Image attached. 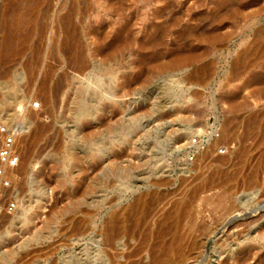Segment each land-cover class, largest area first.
Returning <instances> with one entry per match:
<instances>
[{
    "label": "rangeland",
    "instance_id": "obj_1",
    "mask_svg": "<svg viewBox=\"0 0 264 264\" xmlns=\"http://www.w3.org/2000/svg\"><path fill=\"white\" fill-rule=\"evenodd\" d=\"M57 1L17 9L19 36L0 52V128H19L0 188V264L239 262L252 249L240 251L237 231L264 232V208L248 216L264 206V0H65L57 16L72 9L73 38L55 32ZM219 126L225 136H210ZM209 137L220 143L205 157ZM139 197L149 208L131 214ZM172 203L179 217L160 224ZM232 204L244 212L218 233ZM208 240L233 253L205 258ZM262 259L264 248L244 264Z\"/></svg>",
    "mask_w": 264,
    "mask_h": 264
},
{
    "label": "bare ground",
    "instance_id": "obj_2",
    "mask_svg": "<svg viewBox=\"0 0 264 264\" xmlns=\"http://www.w3.org/2000/svg\"><path fill=\"white\" fill-rule=\"evenodd\" d=\"M16 1V0H14ZM20 3L18 4V7L15 6V5H9V3L7 4V7H9V9L7 10V8L4 6L5 5V2L3 3L1 9H0V22H5V27L3 28L2 32L0 33V52H10L12 50V47L14 45V42L16 40V37L19 36L17 35V33L19 34V31L21 29V23L22 21H18V22H15V21H12V17H13V14L16 13V11H18L17 9H20L21 7H29L31 11H33L34 13L35 12H39L40 9V2L41 0H18ZM83 2V1H82ZM57 3L59 4L58 5V11L56 12L55 14V19L57 18V22L56 23V26L54 27L55 29V32L57 35H67L68 37H71L73 38L74 37V26L72 25L71 23V12H72V9L70 10V13H67L63 16H60L58 17L57 14H59V12H61L64 8V5H65V0H58ZM56 3V4H57ZM81 3V2H80ZM16 4V5H17ZM82 4V3H81ZM20 5V6H19ZM51 5H50V1L47 3L46 5V8H45V11H43V14L46 15L50 9ZM56 7V6H55ZM22 13V12H21ZM24 15V12L22 13ZM175 15V14H174ZM84 16V15H83ZM162 18V17H161ZM21 19V18H20ZM23 19V18H22ZM21 19V20H22ZM35 19V18H34ZM42 19V18H41ZM84 19V18H82ZM51 21V20H50ZM40 22V21H39ZM42 24V23H41ZM51 24V23H50ZM168 24V23H167ZM50 27V25H49ZM201 27V26H200ZM203 27V26H202ZM29 31V29H27ZM49 30V29H48ZM201 30V29H199ZM40 31V30H39ZM165 30H161L159 32V34L157 35V37L155 36L154 41H160L162 39V36L163 34H165L164 32ZM42 32V31H41ZM40 32V33H41ZM173 35V34H172ZM23 40V39H22ZM21 40V41H22ZM21 43V42H20ZM186 43V42H185ZM18 46V45H17ZM72 46V45H71ZM39 48V47H38ZM70 49V48H69ZM63 53V52H62ZM5 54V53H4ZM3 54V55H4ZM68 56L72 57V58H77V59H80V56H81V53L79 52V50L77 49V47H73L69 52H68ZM62 57V56H61ZM197 57V56H196ZM4 58V57H3ZM2 59V58H1ZM4 61V59H3ZM68 61V60H67ZM69 64V62H68ZM69 66V65H68ZM27 67V66H26ZM70 68V67H69ZM75 69V68H74ZM4 72V71H3ZM46 72V71H45ZM2 73V72H1ZM195 74V73H194ZM60 89V88H59ZM58 91V90H57ZM44 95V99L47 100V95L45 93H43ZM93 125V124H92ZM258 125V120L254 117H251L248 119L247 121V127L248 129H252L254 128L255 126ZM47 127V126H46ZM46 129V128H44ZM218 133V137L220 136V138L222 139V137L225 136V130L222 129L220 126L218 128H216L215 130L211 129V132L209 133L210 136H213L214 133ZM246 137V136H245ZM212 138V137H211ZM220 140V139H219ZM219 140H213L211 141L210 137L204 142V144L202 145L203 146V150L201 152L202 156H210V154L213 152V151H216L219 147V143L220 141ZM92 140L90 138L88 139H85L84 143L86 144H91ZM188 145L191 147V150L192 152H194L196 150L195 147H192L191 146V142H188ZM193 149V150H192ZM26 153V152H25ZM94 157H95V154H92ZM97 155V154H96ZM217 159V160H216ZM216 160V163L217 164H221L223 161H224V158H215ZM214 161V160H213ZM186 165V171L189 172L190 169V165L188 163L184 164V166ZM60 166V163L55 161L54 163V172L59 168ZM189 167V169H187ZM57 180L59 182V184L61 186H64V184L67 182V176L65 177H57ZM159 187V186H158ZM151 188V187H150ZM93 187H89V190H92ZM179 192V191H178ZM260 197V196H259ZM172 202V201H171ZM234 203V202H233ZM149 203L147 202H144V200L142 199V197H139L138 199L135 200V202L129 206V212L131 214H135L137 215L138 213H143V212H146L149 208ZM235 204V203H234ZM152 205V204H151ZM187 205V204H186ZM176 204H173L171 205V208L166 211L163 215H161V220H160V224H164L166 225L167 221L169 220H174V219H177L179 217V213L178 210L176 209ZM188 207V206H187ZM264 206L262 207H258L256 209H254L253 211H250L248 213V216L249 215H255L256 213H258L257 217L260 215L261 211L263 210ZM244 212V210L242 209V205L240 206H234L232 204V206L226 211L225 215L219 220L216 222V227L219 226L220 228L218 229V233H220L223 229H225L226 227L230 226L233 222H235L237 220V218L240 217V213ZM235 213H237V215H234ZM232 214L234 215L233 218L231 219H226L228 218V216ZM247 215V214H246ZM246 215H243V218L244 216ZM231 216V215H230ZM259 219L261 218H258L256 221H258ZM253 224V223H251ZM119 225V218L115 219V218H112L111 219V223L110 221H108L105 225V228H104V231H103V235L104 237L106 238V242H110L111 240V247L113 246L114 244V240L116 239V236L118 235V233L120 232V229L118 227ZM240 225V224H239ZM249 226V225H247ZM245 226V227H247ZM168 227V226H167ZM251 227V225H250ZM250 227L248 229H250ZM247 229L246 232H241V231H237L236 234L238 235H235V236H242L243 235V238H238L236 239L237 242L240 243L241 245V248H240V251L241 250H244V248H247V249H252V252H248V253H243L244 255H242L238 260L239 262H236L237 263H240V264H244L246 262H248V260H254L255 257L258 255V251L262 250L264 247L261 246L260 242H264V239L262 238V236L264 235V232L258 234V235H253L251 233V231H249ZM167 229H163V230H158V234H157V239L158 240H164L165 236L167 235ZM151 231V227H149L147 229V232L145 234L146 237H148V233H150ZM135 236V235H134ZM144 237V238H146ZM193 237V236H192ZM211 237V236H210ZM111 238V239H110ZM176 239H177V234L175 231H173V233H171V235L169 236L168 238V241H167V246L169 248V250H174L177 248H180V247H175V242H176ZM180 240V239H179ZM178 241V240H177ZM181 241V240H180ZM226 242V241H225ZM190 245V244H189ZM152 246H153V243H152ZM220 248V252L219 250L217 249V247ZM204 249H205V258H208L210 259V253L209 252H219V255H220V258H223L224 254H229L230 253H233V248H228V250H224L222 249L224 246H222V244H212V240H208L204 243ZM229 247V246H228ZM246 249V250H247ZM217 250V251H216ZM248 251V250H247ZM134 252V251H133ZM204 252V251H203ZM214 253H212V255H214ZM216 253V254H217ZM223 256V257H222ZM202 257V255H201ZM214 257V256H212ZM227 258V257H226ZM231 258V257H229ZM227 260V259H225ZM233 260V258L231 259ZM226 262V261H225ZM233 262V261H232ZM202 264H205V260L202 261ZM256 264H264V259H262L261 261H257Z\"/></svg>",
    "mask_w": 264,
    "mask_h": 264
},
{
    "label": "built area",
    "instance_id": "obj_3",
    "mask_svg": "<svg viewBox=\"0 0 264 264\" xmlns=\"http://www.w3.org/2000/svg\"><path fill=\"white\" fill-rule=\"evenodd\" d=\"M0 188L8 186V172L15 168L19 162V155L16 150V139L19 136V128L13 125H5L0 128ZM13 211L14 205L9 206Z\"/></svg>",
    "mask_w": 264,
    "mask_h": 264
}]
</instances>
